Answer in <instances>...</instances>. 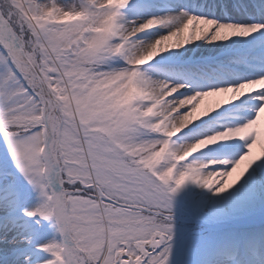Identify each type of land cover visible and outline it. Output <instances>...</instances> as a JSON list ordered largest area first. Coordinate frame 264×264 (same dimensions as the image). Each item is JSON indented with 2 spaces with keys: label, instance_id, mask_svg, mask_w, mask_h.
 Listing matches in <instances>:
<instances>
[{
  "label": "snow or ice",
  "instance_id": "1",
  "mask_svg": "<svg viewBox=\"0 0 264 264\" xmlns=\"http://www.w3.org/2000/svg\"><path fill=\"white\" fill-rule=\"evenodd\" d=\"M128 3L0 0L4 49L0 52V136L15 168L42 198L25 214L54 219L61 234L60 242L41 246L51 254L45 264H168L172 194L189 181L224 192L249 168L245 161L236 167L231 164L223 177L213 179L192 160L175 162L169 175L175 149L158 159L144 155L163 143L161 134L152 128L162 118L163 104L146 116L143 112L151 100L137 98L116 106L107 89H90L69 99L77 78L90 75L85 64L95 66L96 79L118 71L124 75L117 83L127 78L128 68H112L109 61L117 56L125 62L132 58L129 41L120 36L122 23L137 25L121 13ZM41 7L54 13L81 12L83 19L70 24L41 20ZM170 23L176 21L153 16L140 30ZM106 25L107 31L92 32ZM260 28L264 24L218 22L184 13L173 30H179L183 43L189 33L217 41L247 36ZM114 40H121L124 47L117 51ZM135 70L136 83L147 87L145 74ZM261 81L264 76L239 83L251 89L245 93L259 90L260 103L254 116L243 122L245 126L264 109V87L250 83ZM85 111L90 113L87 120L83 119ZM245 137L244 146L252 147L255 136ZM249 155L257 158L253 150Z\"/></svg>",
  "mask_w": 264,
  "mask_h": 264
},
{
  "label": "rangeland",
  "instance_id": "2",
  "mask_svg": "<svg viewBox=\"0 0 264 264\" xmlns=\"http://www.w3.org/2000/svg\"><path fill=\"white\" fill-rule=\"evenodd\" d=\"M163 1L165 0H129L128 5L121 9V13L129 18L142 11L140 8L142 4L158 9L160 5L164 4ZM58 2L66 4L68 0H58ZM110 2L118 3L119 0H110ZM188 2L192 1L188 0ZM193 4L197 5L192 2L190 6L192 7ZM182 8L181 5L178 7V9ZM160 10L164 12V9ZM224 19L219 18L221 22H224ZM52 22L70 24L73 21L52 20ZM244 49L240 48L236 54L242 55L241 51ZM3 51V46L0 45V52ZM194 54H196L195 51H192V57L187 60L195 62L197 56ZM252 59L256 60V58ZM213 62L215 64H212ZM213 62L209 64L206 61V65H195L189 68L181 66L173 69L184 75L187 81L197 85L212 83L214 86H221V79H224L228 84L227 77L232 74L230 67L233 65V59L216 58ZM258 62L260 66L262 64L264 67V60ZM109 65L118 69L125 66L126 62L122 57L117 56L110 59ZM222 65H225V68H222ZM154 67L167 69L169 64L162 61H149L141 66V70L154 78ZM260 74L262 73L256 75ZM131 86L140 87L135 78H132ZM104 87L111 88L112 85H104ZM128 87V79L115 84V89H120V91H127ZM115 89H113L114 95L117 94ZM248 97L244 99L245 102H250L254 99L253 97H257V94ZM134 99H136L135 96ZM249 108L243 107L235 114L238 119H235L233 126L254 116L255 110L251 111ZM225 117L226 115L213 116L212 122L203 124L199 129L191 127L189 130H183L179 134V138L187 141L201 136L202 134L199 132L201 128L214 122L220 123V120L223 124ZM233 117L231 116L232 119ZM216 130L217 128H213L203 134H210ZM249 134L255 136L253 146L250 147L251 151L253 150V155H258L264 151V109L257 114L256 121L244 127L242 135ZM149 135L154 136L155 134L150 133ZM243 151L244 141L234 138L209 145L194 154V158L200 161L208 159L220 161L221 165L219 164L214 170H225L231 167V164L225 163V161H234ZM172 171H169L168 174L171 175ZM251 171L257 176L250 175ZM41 199L39 193L15 168L8 147L3 137L0 136V203L4 206L0 208V212L20 226L23 233L24 252L33 259L35 264H45L47 260L51 259V254L43 249L42 245L60 241L54 219H45L39 215L29 217L25 214L36 208L41 203ZM170 213L172 228L171 240L168 241V264H215L220 261L221 264H264V221H261L264 219V159L254 162L240 179L224 192L218 193L214 189H206L191 181L186 182L172 194Z\"/></svg>",
  "mask_w": 264,
  "mask_h": 264
},
{
  "label": "bare ground",
  "instance_id": "3",
  "mask_svg": "<svg viewBox=\"0 0 264 264\" xmlns=\"http://www.w3.org/2000/svg\"><path fill=\"white\" fill-rule=\"evenodd\" d=\"M191 1L196 3L197 5L194 6L193 4V6L191 7ZM163 2L164 4L160 5V8L158 9L153 8L150 5L142 4L140 6L142 11H140V13H135L128 19L134 20L137 24H139L145 22L148 18L158 16L173 18L176 23L157 24L149 29H145L137 33V37H139V40L150 42L157 36L165 34L167 31L172 30L180 22V19L184 13L205 16L207 18L217 20L218 22H221L219 18H225L224 22L243 24H264V15H256L254 13V9H251V7L247 6V3L244 0H190L191 3H189L188 0H165ZM255 3H257V5L259 3L261 7L264 8V0H255ZM180 5L183 7L182 9H178ZM238 6L242 7L241 10L242 12L244 10V13H236L235 11H233L234 8ZM223 7L227 9L229 8L231 10H229L228 13H222L225 12ZM160 9H164V12H162ZM240 48H245V50L243 51L245 52L243 53L245 57H238L236 55V52ZM253 50L256 51V57L262 56L264 58V28H260L254 32H251L247 36L236 35L231 36L226 40L212 41L208 38L196 40L182 46L179 49H170L164 51L153 57L150 62H168L169 68L167 69H156L154 67V78L169 81L173 84L182 85V87H180L178 91L173 94V97H169V99H173L177 96L192 94L196 91H205L211 88L229 86L240 83L244 80L258 78L261 75L264 76V67L262 66V64L261 66L258 64L253 65L254 63L249 64V62L253 61L252 59L251 61L248 60L249 58L254 57V54L252 53ZM192 51H195L196 54H194V56H197L195 62H190L189 60H187L189 59V57H192ZM216 58L221 60L233 59L236 63H241L242 61V63L247 64L245 67L248 68V71L245 73L242 71L241 73L238 71H234V73H232L228 78V84L225 83L224 79H221V86H214L212 83H202L201 85H197L191 81L189 82L186 80L184 75L178 73L173 69L181 66L189 68L195 65H206V61L210 64V62H213L214 60H216ZM185 60L187 62H184ZM212 64H215V62H213ZM232 69H236V67L232 66ZM257 73L262 74L256 75ZM250 83H252L256 87H264V81ZM244 90L251 89H246L244 86H242L241 88L237 89V94L243 92ZM230 91L231 90H224L223 93L210 94L204 96L197 104V109H203L205 107H208L209 105H215L217 102H222L225 95H230ZM258 91L259 90H257V92ZM257 92L247 93L242 96L239 100L222 105L215 111L211 112L208 116L203 117L198 121H195L185 130H189V128L191 127L199 129L200 126H202L203 124L212 122L213 116L220 117L223 115H226L225 119L223 120V124L221 122L222 120H220V123H211L208 126L201 128L199 130L200 134H203L204 132H209V130H212L213 128H217V130H220L224 127L233 126L235 119H238V116L235 114L242 110L243 107H250L251 111H253L258 106L260 101L257 99V97H253L254 99L250 102L244 101V99L249 98V95L257 94ZM231 116H234L233 119L231 118ZM231 162V160L225 161V163L228 164H232ZM219 164L221 165V162L217 161V163L209 165L208 169L210 171L214 170L215 167H217ZM251 172L252 173L250 175L254 177L257 176L256 173H254L253 171ZM255 180L258 181L257 178H255ZM2 207L4 206H2V203H0V208ZM22 238L23 233L20 230V226L17 224V222L7 218L6 215H3V213L0 212V264H35L33 259H31L28 254H25V247L22 243ZM221 263L222 262L220 261L216 262L215 264Z\"/></svg>",
  "mask_w": 264,
  "mask_h": 264
},
{
  "label": "clouds",
  "instance_id": "4",
  "mask_svg": "<svg viewBox=\"0 0 264 264\" xmlns=\"http://www.w3.org/2000/svg\"><path fill=\"white\" fill-rule=\"evenodd\" d=\"M39 19L41 20H55V21H79L83 19V14L81 12H53L51 9L41 7ZM61 24V23H57ZM144 22L139 23L136 27H132L126 23H122V31L120 36L124 41H129V48L132 53V58L126 62L125 66L118 68L125 69L128 68L127 78L129 81V87L127 91H120V89H115V84L124 75L122 71H118L115 76L102 77L96 79L98 74L97 69L94 65L85 64L84 67L90 72V75L86 78L78 77L73 83L72 88L69 90L71 99L72 94H79L81 96L89 92V90H101L107 89L108 95H110L116 106L128 105L130 101L133 100L135 96L144 100H151L152 102L148 104L145 108L143 115H153L160 108L161 104L164 105V110L162 113V118L158 119L152 128L161 134L163 143L158 144L151 153H145V156H150L153 159H158L163 154L168 153L170 150L175 149L172 152L173 165L167 169V173L173 170L175 162L192 160L197 161V169H203L206 174L213 179L217 176L223 177L225 174L223 170H207L209 165L217 163L216 160L208 159L206 161H200L194 158V154L200 152L202 149L207 148L209 145H214L222 141H229L234 138L244 140L246 137L242 135L245 124L240 123L235 126L224 127L220 130L213 131L210 134L201 135L190 140L184 141L179 138V134L183 132L186 128L192 125L195 121L200 120L203 117L208 116L211 112L215 111L222 105L229 104L233 101L239 100L244 96L245 92H240L237 94V89L241 88L242 85L237 83L224 87L211 88L205 91H196L192 94L177 96L173 99V94L178 91L182 85L173 84L169 81L155 79L146 74L145 71L141 70V66L147 64L156 55L170 50L179 49L182 46L189 44L193 41L204 39L205 37H193L191 33L184 38L183 43L180 42V32L179 30H169L165 34L159 35L152 39L150 42H145L137 39V33L141 32ZM108 26L104 28H94L93 33H101L107 31ZM210 34V33H209ZM89 45L92 43V34L89 33ZM112 46L118 51L124 44L121 40H114ZM132 66H135L133 68ZM136 68H139L141 72L145 74V80L148 84L147 87H132L131 80L137 75ZM99 71H106L105 69H100ZM104 85H112L111 88L104 87ZM113 89H115L117 94H113ZM224 90H231L230 95H225L222 102H217L215 105H209L203 109H197V104L200 100L210 94L223 93ZM90 113L85 111L83 119L87 120ZM177 138V139H174ZM251 148L248 145L244 146V151L236 158L232 163V167H236V164L241 161L246 162V166L250 167L258 159H264V151H261L257 158L250 157ZM222 179L220 183H222ZM218 186V185H217Z\"/></svg>",
  "mask_w": 264,
  "mask_h": 264
}]
</instances>
